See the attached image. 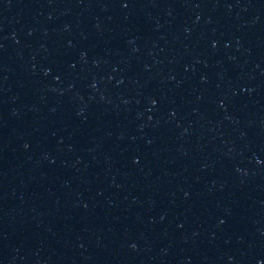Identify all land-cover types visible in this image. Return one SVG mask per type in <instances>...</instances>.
I'll return each mask as SVG.
<instances>
[{
	"label": "water",
	"instance_id": "95a60500",
	"mask_svg": "<svg viewBox=\"0 0 264 264\" xmlns=\"http://www.w3.org/2000/svg\"><path fill=\"white\" fill-rule=\"evenodd\" d=\"M192 0H0V264H119Z\"/></svg>",
	"mask_w": 264,
	"mask_h": 264
}]
</instances>
